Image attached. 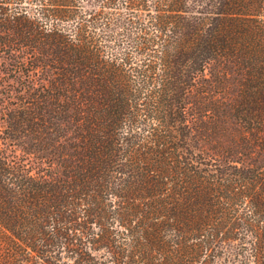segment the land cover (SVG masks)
Instances as JSON below:
<instances>
[{
    "label": "trees",
    "instance_id": "obj_1",
    "mask_svg": "<svg viewBox=\"0 0 264 264\" xmlns=\"http://www.w3.org/2000/svg\"><path fill=\"white\" fill-rule=\"evenodd\" d=\"M0 131V264H264V0H0Z\"/></svg>",
    "mask_w": 264,
    "mask_h": 264
},
{
    "label": "rangeland",
    "instance_id": "obj_2",
    "mask_svg": "<svg viewBox=\"0 0 264 264\" xmlns=\"http://www.w3.org/2000/svg\"><path fill=\"white\" fill-rule=\"evenodd\" d=\"M208 69L204 73H207ZM0 152L7 162L22 166L25 171L35 174L42 164L35 157L24 150L16 141L5 138L0 131Z\"/></svg>",
    "mask_w": 264,
    "mask_h": 264
}]
</instances>
